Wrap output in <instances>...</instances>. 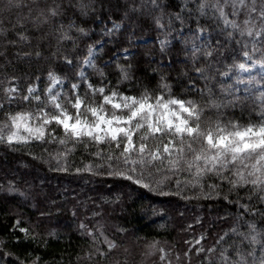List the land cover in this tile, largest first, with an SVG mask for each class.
Returning a JSON list of instances; mask_svg holds the SVG:
<instances>
[{"label": "snow or ice", "instance_id": "6c2138e0", "mask_svg": "<svg viewBox=\"0 0 264 264\" xmlns=\"http://www.w3.org/2000/svg\"><path fill=\"white\" fill-rule=\"evenodd\" d=\"M146 21L159 33V59L143 68L128 56L124 63L119 57L98 63L106 42L127 28L131 43ZM92 35L99 38L81 50ZM174 40L184 67L173 77L162 68L166 59L171 67ZM33 59L49 62L47 71L15 74L14 61ZM113 63L114 80L106 71ZM0 77V146L10 152L25 151L50 171L236 209L232 226L211 245L203 243L204 233L185 240L182 252L152 240L137 261L118 239L129 230L115 224L109 233L102 223V204L120 198L93 201L77 225L87 247L75 253L74 264H146L153 257V264H264V0H0ZM77 150L92 160L73 167ZM0 190L18 191L12 181ZM38 211L35 221L12 214L9 235L25 253L6 251L3 240L0 253L13 264H63V252L49 262L36 251L62 239L42 230L41 218L51 213Z\"/></svg>", "mask_w": 264, "mask_h": 264}, {"label": "trees", "instance_id": "16d2710c", "mask_svg": "<svg viewBox=\"0 0 264 264\" xmlns=\"http://www.w3.org/2000/svg\"><path fill=\"white\" fill-rule=\"evenodd\" d=\"M178 4L179 0H172ZM120 11L113 13V18L118 19ZM203 23V21H202ZM95 27L99 33V27ZM195 28V23L191 25ZM132 29L122 28L121 32L112 38L111 42H106L104 50L100 53L98 63L114 60L119 57L120 62L124 63V56H128L132 61L139 62L143 68L146 62L152 58L159 59L157 37L159 33L150 21L141 23L135 27V36H132L131 43L128 41L129 32ZM187 34V33H186ZM98 35H92L91 39L82 41L80 49L83 50L85 44L98 39ZM182 45L178 40L173 41L172 62L168 67L167 59L164 61L162 70L176 76L177 72L184 67V56L180 52ZM127 48L128 54H123L122 49ZM14 51V49L9 50ZM82 54V51L77 52ZM47 55V52H45ZM17 75L24 72L35 74L38 70L46 72L49 62L41 59L31 61L15 62ZM155 66V64H153ZM56 68L61 72L70 70L57 64ZM8 73L13 72V68L7 69ZM115 79V64L106 69ZM2 78V77H0ZM23 84L24 81L22 80ZM155 83V80H153ZM45 84L40 85L43 88ZM240 115L239 112L236 113ZM54 147V146H53ZM34 151L39 154L40 149ZM84 163L92 160L91 156L77 150L71 157L73 167H82ZM15 172V175H11ZM8 181L14 182L17 192L8 194L0 190V240L6 242V251H11L18 256L23 257L25 246L12 243L9 235L8 226L12 223L13 213H23L25 219L31 218L35 221L39 218L38 209L46 210L51 214L41 218L42 230H55L61 235V242H50L47 252L37 249L36 251L44 257L45 261L51 262L53 254L59 258L60 253H64L63 264H69V253L72 254L74 264L75 253L81 248L87 247V241L82 238L77 230L80 220L90 215V210L95 204H102V201H115L120 198V203H105L102 208L105 212L102 223L107 227L109 233L115 224L126 227L129 232L123 239L126 246L133 250L137 261L141 259L140 252L148 241L159 240L168 246L174 245L178 251L185 248V240H195L201 233L206 235L203 242L206 246L211 245L218 234L229 229L234 223L233 216L236 212L234 206H227L223 201L190 199L182 200L177 197H162L138 189L135 186H128L126 182L113 181L103 177L89 176L87 173L75 174L50 171L48 164L41 160H33L25 151L10 152L3 146H0V185L7 187ZM24 192L21 196L19 193ZM189 195H193L189 193ZM84 202L87 205L88 212L84 206L79 203ZM73 208L77 209V217L72 216ZM155 209L159 214L153 215ZM114 210V211H113ZM228 218L220 219L225 217ZM99 219V218H98ZM199 221V222H198ZM163 225V227L161 226ZM191 225V227H189ZM136 237L140 239L137 240ZM71 241L69 244L68 242ZM155 257L147 258L146 264H153ZM0 264H13V258H4L0 253ZM195 264V262H194Z\"/></svg>", "mask_w": 264, "mask_h": 264}, {"label": "rangeland", "instance_id": "374dc122", "mask_svg": "<svg viewBox=\"0 0 264 264\" xmlns=\"http://www.w3.org/2000/svg\"><path fill=\"white\" fill-rule=\"evenodd\" d=\"M109 26H111V25H109ZM123 54H128V52L127 53H123ZM253 74H255V73H253ZM10 174L11 175H15V172H11Z\"/></svg>", "mask_w": 264, "mask_h": 264}]
</instances>
